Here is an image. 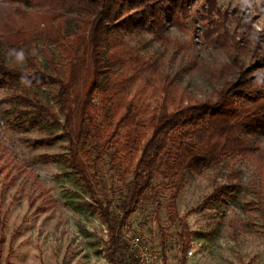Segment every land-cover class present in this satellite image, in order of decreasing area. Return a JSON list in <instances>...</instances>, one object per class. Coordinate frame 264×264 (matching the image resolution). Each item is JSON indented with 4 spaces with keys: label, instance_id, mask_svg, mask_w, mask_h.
Returning a JSON list of instances; mask_svg holds the SVG:
<instances>
[{
    "label": "rangeland",
    "instance_id": "374dc122",
    "mask_svg": "<svg viewBox=\"0 0 264 264\" xmlns=\"http://www.w3.org/2000/svg\"><path fill=\"white\" fill-rule=\"evenodd\" d=\"M9 1L0 2V54L7 66H18L7 53L25 50L27 41L43 72L56 74L53 61L64 76L66 60L59 47L62 29L49 13L32 10L25 0ZM184 6V11L165 20L167 44L147 30L127 33L129 43L155 61L163 75L175 79L194 100L203 101L214 99L225 80H238L211 75L224 65L238 61L250 69L251 77L264 73L259 63L264 57V0H188ZM87 36L81 37L76 78L68 96L71 134L78 130L79 106L92 81ZM18 67L33 72L26 62ZM24 91L54 110L63 123L56 101L58 87L30 85ZM8 94L0 86L2 264H111L105 252L107 227L92 210L95 202L79 174L64 161L69 154L65 131L50 119L37 125L20 124L13 105L5 101ZM132 97L148 113L158 110L163 98L149 79L136 83ZM97 123L104 129L105 116ZM149 132L148 126L144 135ZM126 133L127 129L121 130L105 146L103 142L90 145L85 151L90 160H82L98 197L115 215H120L134 170L131 164L122 166L117 161ZM47 138L57 140L51 146H36ZM249 140L256 149L251 154L228 155L212 166L186 172L176 209L191 233L189 243L181 238L179 221L168 214L170 190L164 160L150 190L124 225L122 240L126 232L140 236L160 254L159 264H264V134L253 133Z\"/></svg>",
    "mask_w": 264,
    "mask_h": 264
},
{
    "label": "trees",
    "instance_id": "16d2710c",
    "mask_svg": "<svg viewBox=\"0 0 264 264\" xmlns=\"http://www.w3.org/2000/svg\"><path fill=\"white\" fill-rule=\"evenodd\" d=\"M186 1L25 0L32 10L49 13L51 21L64 34V39L59 41L66 60L64 76L53 61L51 65L56 74L43 72L37 53L32 55L29 42H23L26 63L33 70L26 72L31 86L58 87L56 101L64 116L63 123L54 110L43 105L37 97L27 95L19 79L23 70L18 66L8 67L0 54V86L9 90L5 101L13 105L12 112L18 122L37 125L50 119L65 131L69 154L64 161L79 174L95 202L90 205L92 210L98 212L107 227L109 241L105 252L111 264H137L121 238V231L150 190L161 160L165 161L170 190L168 214L171 220L179 221L181 238L189 243L191 233L176 209L186 172L212 166L228 155L251 154L256 149L250 145V136L264 134V73L251 77L250 69H244L238 61L224 65L219 73L211 75L223 79L234 76L238 80H225L214 99L198 101L175 79L163 75L155 61L129 43L128 32L147 30L156 40L167 44L165 20L184 11ZM0 2L10 3L9 0ZM86 34L92 81L79 106L78 130L71 134L67 129L72 123L68 96L76 78L81 37ZM43 52L51 58L50 51ZM259 63L264 66V57ZM145 79L155 82L163 97L160 108L151 113L137 106V100L132 97L133 87ZM143 115L148 119L141 120ZM101 116L106 118L104 129L97 125ZM148 126L150 132L144 135ZM123 129L128 133L117 161L122 166L131 164L134 170L127 195L121 202L120 215H115L110 205L98 197L82 160H90L85 152L90 145L99 146L103 142L105 146L117 139ZM56 140L43 139L36 146H51ZM92 168L97 170L96 164ZM2 245L0 234V264ZM187 250L185 244V255Z\"/></svg>",
    "mask_w": 264,
    "mask_h": 264
},
{
    "label": "built area",
    "instance_id": "2783aa9c",
    "mask_svg": "<svg viewBox=\"0 0 264 264\" xmlns=\"http://www.w3.org/2000/svg\"><path fill=\"white\" fill-rule=\"evenodd\" d=\"M123 237L137 264H159L160 254L145 243L140 236L126 232L123 233ZM191 255L190 252L189 256Z\"/></svg>",
    "mask_w": 264,
    "mask_h": 264
},
{
    "label": "clouds",
    "instance_id": "9594fccd",
    "mask_svg": "<svg viewBox=\"0 0 264 264\" xmlns=\"http://www.w3.org/2000/svg\"><path fill=\"white\" fill-rule=\"evenodd\" d=\"M35 50H33L32 55H35ZM7 55L18 65L22 66L26 62V54L23 49L17 50V49H10L7 53ZM20 83L24 86H30L32 81L29 78V75L26 72H21L20 75Z\"/></svg>",
    "mask_w": 264,
    "mask_h": 264
}]
</instances>
